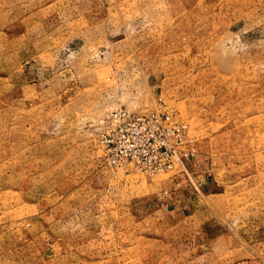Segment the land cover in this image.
<instances>
[{
  "label": "rangeland",
  "instance_id": "rangeland-1",
  "mask_svg": "<svg viewBox=\"0 0 264 264\" xmlns=\"http://www.w3.org/2000/svg\"><path fill=\"white\" fill-rule=\"evenodd\" d=\"M119 108L205 179L110 165ZM0 264H264V0H0Z\"/></svg>",
  "mask_w": 264,
  "mask_h": 264
},
{
  "label": "built area",
  "instance_id": "built-area-1",
  "mask_svg": "<svg viewBox=\"0 0 264 264\" xmlns=\"http://www.w3.org/2000/svg\"><path fill=\"white\" fill-rule=\"evenodd\" d=\"M99 136L105 157L113 166L133 163L140 171L153 174L172 169L177 157L184 161L186 126L167 112L113 110L102 121Z\"/></svg>",
  "mask_w": 264,
  "mask_h": 264
},
{
  "label": "crops",
  "instance_id": "crops-1",
  "mask_svg": "<svg viewBox=\"0 0 264 264\" xmlns=\"http://www.w3.org/2000/svg\"><path fill=\"white\" fill-rule=\"evenodd\" d=\"M181 170H182L183 174H181L182 176H179L177 178L180 181V182L178 181L177 185H179V187H181V188L186 186L185 182L187 180L191 181V183L193 182V184L196 185V187H197L199 184L196 181V179L198 181H199V179H201V180L205 179L204 175L198 173V171H199L198 166L195 163L194 159H192V158L189 160L184 159L183 168ZM183 171H185V172H183Z\"/></svg>",
  "mask_w": 264,
  "mask_h": 264
}]
</instances>
